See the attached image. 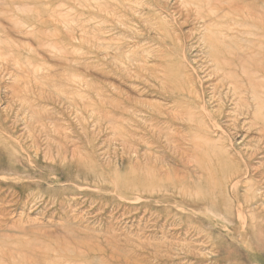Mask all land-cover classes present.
<instances>
[{"label": "rangeland", "instance_id": "374dc122", "mask_svg": "<svg viewBox=\"0 0 264 264\" xmlns=\"http://www.w3.org/2000/svg\"><path fill=\"white\" fill-rule=\"evenodd\" d=\"M200 2L0 0V264H264V0Z\"/></svg>", "mask_w": 264, "mask_h": 264}, {"label": "bare ground", "instance_id": "6f19581e", "mask_svg": "<svg viewBox=\"0 0 264 264\" xmlns=\"http://www.w3.org/2000/svg\"><path fill=\"white\" fill-rule=\"evenodd\" d=\"M201 0H199V2H200ZM201 3V2H200ZM195 5H197V4H195ZM198 6V5H197ZM196 6V7H197ZM234 83V82H233ZM235 84H237V83H235ZM233 85V84H232ZM229 86V85H228ZM230 86H231V84H230ZM236 86H238L239 87V85H236ZM236 88V87H235ZM232 90V89H231ZM250 90H251V93H252V96H255V94H257V89H256V85L255 84H252V86L250 87ZM236 91V90H235ZM231 92V91H230ZM233 93V92H232ZM236 94V93H235ZM240 95V94H239ZM235 96V95H234ZM233 96V97H234ZM237 97V96H236ZM255 99L254 100H256V97H254ZM50 106V105H49ZM241 175V174H240ZM243 175V174H242ZM233 182V181H232ZM234 183V182H233ZM247 202V201H246ZM249 202V201H248ZM264 212V211H263ZM260 214V213H259ZM263 215V214H262ZM259 216V215H258Z\"/></svg>", "mask_w": 264, "mask_h": 264}]
</instances>
